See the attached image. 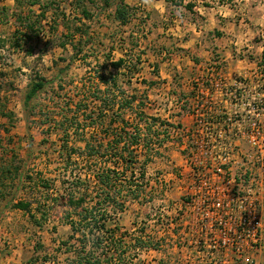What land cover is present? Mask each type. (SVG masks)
<instances>
[{
  "label": "rangeland",
  "instance_id": "374dc122",
  "mask_svg": "<svg viewBox=\"0 0 264 264\" xmlns=\"http://www.w3.org/2000/svg\"><path fill=\"white\" fill-rule=\"evenodd\" d=\"M44 4L49 6L50 11L49 16L38 25L40 35L37 40L35 39L37 36L34 39L40 46L37 45L36 50L28 45L29 37L27 39L13 31L19 24L16 22V16H11L10 8L7 14L0 15V212L14 195L18 175L23 173L15 201L5 209L8 214L0 220V238L3 241V237H11V240H8L9 244L1 246L8 255L17 249L15 246L17 240L19 243L23 242L24 248L13 256L18 260L16 264H69L67 258L70 254L67 253L70 251L73 256L75 250L72 249L73 246L61 244L70 242L71 228L67 216L78 220L80 209L57 199L67 191L75 193V198H80L82 194L88 199H94L95 163L92 161L97 160L104 164L109 159L103 160L101 156L103 154L110 156V152L106 153V147L98 146L104 140L107 124H101V120L98 119L97 124L93 125L95 118L90 119L93 115L88 118L85 115H89V112L87 114H83L82 111L76 112L75 103L80 99L78 95L81 93L88 95L92 110L94 106L91 99L95 96L98 97V101L110 102L112 99L115 104H119L125 96L130 95L127 92L129 90L127 82L132 76L129 72L121 77V80L125 81L119 83V94L113 97L110 95V98H105L95 82L98 79V71L103 72L101 66L105 58L111 53L107 50L117 49L121 43L115 38L120 32L112 16L115 7L105 11V0H82L79 5L76 0H48ZM83 9L88 12L91 19L83 18ZM138 9L132 8L130 17L142 13L136 12ZM175 14L183 16L182 11ZM95 15L97 16L93 19ZM78 19H82V22ZM138 19L142 23L148 18L142 13ZM33 21L38 19L33 18ZM89 37L91 39L87 47L82 48V45L86 44L85 39ZM113 38L115 41H112ZM31 47L33 53H30ZM77 49H83V52L76 54ZM112 55V59L119 58ZM72 57H75V60L71 61ZM131 59L128 61L131 62L130 67L133 70L136 64ZM36 75L46 78L53 84L32 102L28 115L23 101L29 80L34 79ZM117 97L122 98L118 100ZM142 100L147 103L148 115L162 119L155 111L158 106L151 102H149L151 106H148L144 95H138L133 107H137ZM165 103L172 112L179 109L176 108L175 101L169 104L170 101L167 100ZM125 111L126 119L130 123H139L142 128L146 127V122L134 121L135 115L131 112L133 110ZM161 114L166 115L165 112ZM72 119H75V125H80V132L66 135L61 125L63 122L69 124L68 121ZM120 122L121 120L116 119V124ZM88 124L95 126V130H89L84 135L82 128ZM155 130L160 134L164 129L160 130L157 124L153 131ZM153 131L152 139L158 154L153 153L154 159L146 167L145 179L137 178L140 186L136 194L129 192V178H120L122 182L118 187H121V192L117 197L124 199L126 207L119 216L112 218L107 227L114 234L117 243L122 241L123 246H118V249L127 251L129 256L138 257L135 260L137 264H153V260L158 264H188L186 262L188 255L186 259L185 252L180 250L182 244H179L180 237H185L187 230L181 222H177L178 225L173 231L170 228V224L175 223L177 219L174 206L184 204L187 199L185 191L187 173L190 169H196L192 161H202L214 152L211 153L212 147L207 149L192 144L184 146L181 138L171 132L167 138L161 134L156 139ZM111 133L110 130L109 134ZM143 133L145 134L144 131ZM165 138V145L161 148L159 143ZM86 142H90L92 147L97 149L99 152L98 155L95 154L97 158L87 157ZM245 148L248 150V147ZM143 159L142 154L141 160ZM7 169L8 173L5 172ZM201 169L196 170L203 172ZM241 179L245 184L249 181L247 176H242ZM19 201L31 205L30 210L34 211L36 220H32L24 213H14L16 208L13 205ZM87 203L90 207L89 200ZM61 223L65 225L61 226ZM169 231L172 234H168ZM76 239L71 241L72 244L78 245L77 241L81 237ZM89 239L85 244V253L93 252L98 255L102 254V251L111 252L110 244L105 243L97 248L93 244V238ZM137 239L140 244H135L134 241ZM33 245L36 246L34 252L31 249ZM76 250L80 251V248L77 247ZM152 250L156 252L151 253Z\"/></svg>",
  "mask_w": 264,
  "mask_h": 264
},
{
  "label": "crops",
  "instance_id": "0c3cea01",
  "mask_svg": "<svg viewBox=\"0 0 264 264\" xmlns=\"http://www.w3.org/2000/svg\"><path fill=\"white\" fill-rule=\"evenodd\" d=\"M17 1L3 0L0 8H10L11 16L14 17L15 14H21L36 18L41 16L42 12L46 17L49 16L50 9H44L46 6L44 3L48 0H19L24 3L20 6L17 5ZM76 2L79 5L82 0ZM174 3L179 5L176 6ZM126 4L130 11L138 7L136 12L142 11L148 18L141 23L138 19L142 14L140 13L132 16L126 24H121L115 20L116 6H111L115 7L112 16L120 31L115 38L121 43H118L117 49H108L107 52H111L108 56L111 61L119 59L128 61L132 58L131 61L137 67L129 81H126L129 87L127 92L130 95H144L148 106H151L149 102L158 106V109H155L157 115L172 124L169 132L179 136L184 146L194 145L197 139H204L202 135L207 128H202L198 122L211 123V114H215V122L218 120L220 122L208 128L223 130L221 121L225 114H229L235 108L233 102L226 96L227 90H232L235 84L243 82L247 87L239 88V92L249 97L253 92L252 88L260 81L259 73H264V0H126ZM111 7H106L105 11ZM175 11L178 13L182 11L183 16L176 15ZM96 16H93V19ZM17 29H20V26H15L13 31ZM21 30L24 31L22 28ZM115 38L112 41H115ZM35 39L28 43L34 50L38 45ZM89 39L91 37L85 39L87 43L85 47ZM83 46L84 44L82 48ZM111 54L119 58L112 59ZM73 60L75 57H72L71 61ZM130 63L128 61V64ZM110 70L115 73L112 68ZM121 77L119 83L125 81L121 80ZM211 77L221 81V93L213 89ZM95 82L105 91L106 86L100 84L98 79ZM197 88H202L206 93L204 95L206 103L210 98L216 100L215 110L205 109L202 113L195 114L193 105ZM261 91L264 95V90ZM167 100L170 101L169 104L172 101L180 103L179 109L172 112L165 103ZM165 107L167 109H164ZM145 111L148 113L147 107ZM161 112H165L166 115L162 116ZM17 212L30 216L29 212L21 209H15L14 213ZM31 213L34 215L33 210ZM5 214L8 212L5 211L0 220ZM36 218L35 215V220ZM190 220L188 219V224ZM63 225L65 223H61V226ZM192 238L187 233L185 237L179 239V244H182L180 250L185 252L186 259L188 255L186 262L209 264L208 261H203L202 255L192 250ZM3 239L2 241L0 238V264H16L18 260L13 256L24 248L23 242L19 243L17 240L15 245L17 249L8 255L1 246L9 244L8 240H11V237ZM35 248V245L31 247L32 252ZM154 252L156 251H151ZM229 255L230 259H233L231 264H245L244 261L235 259L233 253ZM248 255L256 264H264V251L248 250ZM200 257H203L202 260H199ZM153 264L158 263L153 260Z\"/></svg>",
  "mask_w": 264,
  "mask_h": 264
},
{
  "label": "built area",
  "instance_id": "2783aa9c",
  "mask_svg": "<svg viewBox=\"0 0 264 264\" xmlns=\"http://www.w3.org/2000/svg\"><path fill=\"white\" fill-rule=\"evenodd\" d=\"M259 74L260 81L249 97L239 92V88L247 87L243 82L227 90L235 108L221 121L223 130L208 128L220 122H215V114H211V123L198 122L207 129L204 139H197L194 145L212 147L214 154L192 161L196 169L204 171H188L187 199L174 206L177 219L170 224L171 231L177 222L183 223L193 237L192 250L209 264H231L230 253L245 264H256L248 250L264 251V73ZM210 83L221 93L220 80L211 77ZM205 94L202 88L196 89L195 114L216 109V100L210 98L206 103ZM242 176L249 178L247 184Z\"/></svg>",
  "mask_w": 264,
  "mask_h": 264
},
{
  "label": "trees",
  "instance_id": "16d2710c",
  "mask_svg": "<svg viewBox=\"0 0 264 264\" xmlns=\"http://www.w3.org/2000/svg\"><path fill=\"white\" fill-rule=\"evenodd\" d=\"M2 1L3 0H0V3H2ZM105 2L106 7H111L113 5L116 6L115 20L119 21L121 24H126L131 18L130 7L126 4V0H105ZM17 3L18 5L24 4L19 0ZM44 9H49V6H44ZM7 11L8 8L6 7L0 8V15L7 14ZM82 14L83 18L91 19L86 10L83 9ZM15 15L17 18L16 22L20 26V29H17L15 34H19L25 38L29 37V41H33L35 36H37L35 38H38L40 35V28L38 25L42 24V21L45 20V13L42 12L41 16L36 17V20L38 19V21H33V18L29 16L25 17L21 14ZM78 20H80L79 22H82V19ZM21 28L24 31H22ZM35 28H37V30H35ZM31 33L34 35L32 36ZM87 35L88 34L86 33V36ZM86 44H84L83 48ZM29 50L30 53L34 52L32 48H29ZM82 52L83 49H80L76 54H81ZM130 65L131 64H128V61L124 59L111 61L109 56L106 57L103 65L101 66L103 72L98 71L97 73L99 83L106 86L105 91L98 87V90L105 95V98L109 97L110 95H112L110 97H113L115 94H119L120 76H125L127 72H129L131 75L136 72V65L133 67V70H131ZM110 68H112L115 73H113ZM52 84L53 83L51 81L41 77L40 75H36L34 79L29 81L23 101L25 112L28 115H30L31 112L32 102L36 100L39 95L43 94ZM78 96L80 99L75 103L76 112L80 113V111H82L83 114H87L89 112V115H85L88 118L90 115H93L90 117V119H93L92 117L95 118V121L92 122L93 125L97 124L98 119L101 120V124H107L105 127L104 140L99 143L98 146L100 148L106 147V153L110 152V156H106L104 154L101 156L103 160L106 158L109 159L106 160L104 164L100 161L98 162L97 160L92 161L95 163V171H93V178L95 181L94 199H88L81 193H79L81 194L80 198H75L76 194L70 191H67L66 194L61 195L57 199L62 203L68 202V205L74 207L75 209H80L78 220L72 219V216L70 215L67 216L69 222L68 225L71 228V234L69 236L70 242H62L61 246H73L72 249L75 250L73 256H71L70 251L67 253L70 254V257L67 258L69 264H137L135 260L138 259V257L129 256L127 251H120L118 249V246L122 247L123 243L122 241H118V243H122V245L117 243L116 239L114 238V234L110 231L107 225L110 221H112L113 217L122 213L126 207V202L124 199L117 197V195H120L121 192V187H118V184L122 182L120 178H129V192L136 194L140 186L138 185V179H145L146 167L147 165L151 164L154 159L153 153L156 152V155L158 154L157 149L154 147V140L152 139V131L154 127H156L158 124L160 130L164 129L163 131H160L162 132L160 134L157 133L156 130L153 131V133L156 134V139H158L161 134H164V136L167 138V135L169 134V128L172 127V124L166 120L160 119L159 117L148 115L145 111L147 105L143 100L138 103L137 107H133V104L137 101L138 97L135 94L125 96L122 102L119 101V104H115V101L112 99H109L110 102L107 100L98 101V97L95 96L91 99V102L94 106L92 110L89 105L90 99H88V95L81 93ZM117 98L118 100H121L122 97ZM126 109L133 110L131 112L135 115L134 121L146 122V127L142 128L139 123H130L128 119H126ZM116 119L121 120L122 123L120 122L119 124H116ZM74 121L75 119H72L71 121H68L69 124H67V122L62 123L61 128L62 130L64 129L63 131H65L66 135H70L71 133L78 134L80 132V125H75ZM92 124H88L82 128V133L84 135L87 134L89 130H95V126ZM110 130L112 131L111 134H109ZM166 138L163 141H160L159 146L161 148L165 145ZM86 149L88 153L87 157L90 159L97 158L95 154L98 155L99 152H97V149L92 147L90 142H86ZM142 154L144 155L143 160H141ZM5 172L8 173L9 170L7 169ZM128 173L129 177H127ZM18 176V184L14 187V195L1 210L0 216L4 213L5 209H7L13 203V201H15L17 192L20 190L23 173H20ZM78 179L80 180V178ZM146 185H149V183H146ZM88 200L90 201V207H88ZM13 207L29 212L31 219L35 220V215L31 213V205L29 203L19 201L16 202ZM42 215H45V213H42ZM106 235L108 237H104ZM79 236L81 239H78V245L72 244L71 241H76V238ZM91 237L93 238V244H95L97 248H100L105 243L110 244L112 247L110 249L111 252H109V250L106 252L102 251V254L98 255L93 252L85 253V244L86 242H89V238ZM134 242L135 244H140L138 239ZM77 247L80 248V251L76 250Z\"/></svg>",
  "mask_w": 264,
  "mask_h": 264
}]
</instances>
